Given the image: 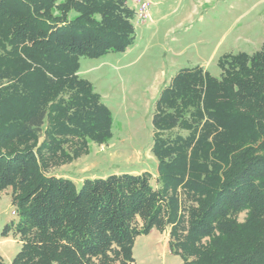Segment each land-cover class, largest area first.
<instances>
[{"label":"trees","instance_id":"trees-1","mask_svg":"<svg viewBox=\"0 0 264 264\" xmlns=\"http://www.w3.org/2000/svg\"><path fill=\"white\" fill-rule=\"evenodd\" d=\"M134 15L126 0H0V192L22 241L9 264H136V236L166 225L183 264H264V42L219 58V77L183 68L161 90L157 189L146 171L79 186L46 173L74 139L111 137L79 59L125 51Z\"/></svg>","mask_w":264,"mask_h":264},{"label":"rangeland","instance_id":"rangeland-1","mask_svg":"<svg viewBox=\"0 0 264 264\" xmlns=\"http://www.w3.org/2000/svg\"><path fill=\"white\" fill-rule=\"evenodd\" d=\"M126 4L135 13L133 44L123 52L81 57L77 72L109 108L111 137L103 142L74 139L64 145L71 158L46 171L70 178L77 186L85 178L146 171L157 189L151 119L161 90L183 68L198 66L219 77V58L238 52L252 54L264 42V0H126ZM74 148L77 151L72 154ZM10 194L11 187L0 192V256L6 264L22 244L14 230L18 217ZM180 199L181 213L186 216L189 202L181 193ZM243 217L241 213L239 220ZM137 222L141 224L138 218ZM5 224L7 233L2 236ZM170 228L153 227L136 236L132 247L136 264H183L170 249Z\"/></svg>","mask_w":264,"mask_h":264},{"label":"built area","instance_id":"built-area-1","mask_svg":"<svg viewBox=\"0 0 264 264\" xmlns=\"http://www.w3.org/2000/svg\"><path fill=\"white\" fill-rule=\"evenodd\" d=\"M140 14V16H142V17H146V13L145 14H142V13H139Z\"/></svg>","mask_w":264,"mask_h":264}]
</instances>
